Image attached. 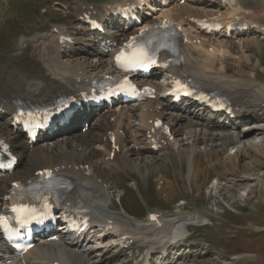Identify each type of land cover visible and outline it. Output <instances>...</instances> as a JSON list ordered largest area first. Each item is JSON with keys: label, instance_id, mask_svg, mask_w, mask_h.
<instances>
[{"label": "bare ground", "instance_id": "1", "mask_svg": "<svg viewBox=\"0 0 264 264\" xmlns=\"http://www.w3.org/2000/svg\"><path fill=\"white\" fill-rule=\"evenodd\" d=\"M119 1L121 0H106L97 6L96 10L105 15L115 13V3ZM246 1L253 6L245 7L243 23L258 27L232 38H225L224 33L218 37L196 30L197 36H203L213 45L216 42L217 46L208 50L205 41L198 46L189 43L181 48L185 57L182 73L188 74L197 83L211 90L222 92L236 103L238 118L232 121H228L224 116L214 119L204 106L194 102L177 108L172 107L169 99L155 100L143 104L120 105L107 115L104 108L99 112L84 111L76 115L64 128L31 147L19 128L15 129L12 125L16 104L52 102L70 90H75L77 86L85 87L90 82L113 73V54H106V50L116 47L115 44L119 45L121 41L116 29H109L106 34L90 31L89 26L84 23V14L93 11L84 5L76 8L77 32H73L66 24L61 26L63 30L73 34V39L67 43L65 50L59 48L52 31L28 39H19V52L12 56L10 62L0 65V118H4L3 123L9 125L7 132L0 131V137L13 143V148L23 163L26 160L35 162V169L24 177V181H35V171L40 168L58 167L61 173L71 179L73 186L67 201L87 206L93 214H103L107 221L112 219L117 225L114 231L121 229L133 234L136 247L152 245L145 260L139 264H157L163 261V258L149 261L150 256L159 247H169L172 254L165 258V263L179 264L175 256L178 246L184 247L183 237L188 225L201 221L203 216L199 213L182 212L180 209L169 218L162 217L159 223L149 220L139 223L125 217L124 213H118V217L113 218L111 182L101 173L98 165L109 168L126 166L144 174L151 171L150 168L159 169L161 157L156 158V154L165 153L167 156L162 159L172 162L175 158L184 156L188 162L190 182L193 184L200 174V169L205 168L204 175L211 174L218 182L211 188L220 194L229 176L238 179L240 172L233 167H240L237 161L241 162V155L245 157L247 152L252 151L258 157V154L263 152L264 142L256 141L260 135L253 136L258 130L247 125L249 118L264 122V115L250 116L243 112L248 109L254 112L264 105V81L252 74L259 62L252 64L248 48L250 45L260 47L264 41V18L260 16L261 13L264 15V0H229V6L210 5L205 0H188L186 5L179 6L176 0H173L172 8L178 11V18L182 19H185L186 15L201 17L215 8L229 9L230 18H233L237 11L242 10ZM155 9L160 11V15L145 17L146 24L164 17V12L168 11L158 6ZM116 21L115 18L112 19V23ZM219 42L224 44L219 45ZM224 46H228V50H222ZM220 52L224 57L229 54V57L219 58ZM145 80L150 85L158 83L164 86L161 70L152 72L150 77L144 78L143 83H146ZM112 116H115L114 120ZM156 117L167 120L176 137L174 143L157 152L151 150L145 136ZM82 120L81 124L92 121L86 132L80 129ZM112 131L116 132V142L120 150L113 160L108 161L111 152L109 133ZM242 144L243 149L240 150ZM232 151H235L234 155L230 153ZM244 151L247 152L243 153ZM55 154L61 158H56ZM152 162L153 166L150 165ZM87 165L91 170L90 176H86V171L82 170V167ZM221 168L227 173L222 174ZM246 178H239L238 181L244 182ZM256 180L264 184L263 178ZM134 182L138 187L137 181ZM4 195L5 193L0 195V210L6 204ZM105 223L108 225V222ZM175 229L181 230L183 234L171 237ZM57 234L60 240H44L37 244L33 252L27 255L25 262L20 259L9 262L0 237V264H54L56 261L65 264H112L113 261L132 264L137 258V254L125 253L114 244L118 242L117 235L104 236V233L96 232L94 236L81 240L73 238L66 229H60ZM91 243H95V246H91Z\"/></svg>", "mask_w": 264, "mask_h": 264}, {"label": "rangeland", "instance_id": "2", "mask_svg": "<svg viewBox=\"0 0 264 264\" xmlns=\"http://www.w3.org/2000/svg\"><path fill=\"white\" fill-rule=\"evenodd\" d=\"M104 1L105 0H0V65L3 66V64L10 62L12 56L19 48V39H21L23 35L33 36L35 34L38 35L37 33L40 31L41 33L42 31H50L53 23L68 22L72 27L75 25L76 20L74 18L75 7L82 4H96ZM3 2L11 6L10 11L5 10L7 6H3L1 4ZM14 7L21 8V10L24 11L27 10L28 12L30 10L33 14L29 13V17L35 18L29 19L25 15H21V11L15 10ZM13 37L14 49L12 48V40H10ZM258 49L260 54L255 52V47L251 46L250 48L253 53L250 54L253 63L256 62V57L264 58V43ZM236 52L238 51L236 50ZM261 62L264 63V59H261ZM261 69L260 66L258 70L255 67L257 75L258 71ZM252 74L255 75L254 72ZM1 121L2 120H0V131H2V133L7 132L6 126L3 125L4 123L2 124ZM257 135H260V138L256 141L264 142V134H259V132H257L253 136ZM241 149H243V144L240 145V150ZM262 150L264 152V147ZM246 152L247 151H244L243 153ZM263 152L258 154V157H256L252 151H249V153L247 152L245 157L241 155V162L237 161L240 167H233L236 171L238 170L240 172L238 179L229 176L228 182L223 184V188H225L221 190L220 194L211 188L215 184V182H213L215 180L214 176L211 174L207 176L204 175L205 164L201 166L204 169H200V174L195 181L196 185L195 182L193 184L190 182L188 178V162L184 156L175 158L174 162H172L170 160H162V157H166L165 154L160 155L161 159H159V163L161 165L159 170L162 171L163 174L157 177H155V169L153 168H150V176L146 177L148 172L141 174L126 166L125 168L114 166L111 170L105 168L104 174L113 181L116 194H123L120 187H125L127 189L133 188L132 184L127 185L124 180L120 182L126 170L135 172H130V174L137 177L136 179L139 187H145L148 182L153 183L154 190L152 186L145 190L146 197L144 198L147 204L146 208L148 209H174L184 201L186 203V211H199L200 214L210 218V225L193 229L194 241H196L195 244L201 245L202 241L206 240L210 243V248L202 249V252H198V250H192L191 252L189 251V253L181 251L180 260L183 258L187 261H182L180 262L181 264H264V184L256 180L258 178L264 179ZM230 153L234 155L235 151ZM55 157L61 158L58 154H55ZM34 163L35 162L29 160L26 161L24 166L17 172V177H24L28 172L32 171L35 167ZM150 165L153 166L154 162ZM222 172H225L224 168H221V173ZM139 174L144 176V178ZM120 175L122 178H118ZM245 177L247 178L244 182L238 181ZM164 181H167L168 186L161 190V186L165 185ZM190 183L194 185L193 189H195L193 192L191 191ZM153 192H155V194ZM147 196H150L152 200H155L156 196L155 204H151ZM132 197L135 202L133 206L129 205L128 207L132 212L140 215V196L138 193L134 192L132 193ZM222 201L229 204L231 207H235L234 211L225 204H222ZM115 208L117 209L118 206L115 205ZM143 214H145V212H143ZM236 224H239V226ZM229 225H232V227L228 229L227 227H229ZM237 228L239 230H236ZM178 254H180V252H178ZM241 254H246V256L241 257ZM227 257L231 261L225 259Z\"/></svg>", "mask_w": 264, "mask_h": 264}, {"label": "snow or ice", "instance_id": "3", "mask_svg": "<svg viewBox=\"0 0 264 264\" xmlns=\"http://www.w3.org/2000/svg\"><path fill=\"white\" fill-rule=\"evenodd\" d=\"M135 39V38H133ZM148 60L149 62H155L147 55V53L141 48L134 52L132 55H126L123 51H121L116 56L117 64L125 69L141 66L143 61ZM48 176H51V173H46ZM19 187V185H17ZM13 212L17 214V219L25 217L28 213L32 211L27 205H18L14 206L12 209ZM0 226L8 227V218L6 216L0 215Z\"/></svg>", "mask_w": 264, "mask_h": 264}]
</instances>
